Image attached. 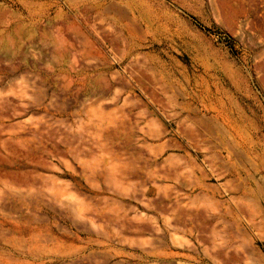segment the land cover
I'll return each instance as SVG.
<instances>
[{"label":"rangeland","instance_id":"374dc122","mask_svg":"<svg viewBox=\"0 0 264 264\" xmlns=\"http://www.w3.org/2000/svg\"><path fill=\"white\" fill-rule=\"evenodd\" d=\"M198 199L264 264V0H0V264H188Z\"/></svg>","mask_w":264,"mask_h":264},{"label":"crops","instance_id":"0c3cea01","mask_svg":"<svg viewBox=\"0 0 264 264\" xmlns=\"http://www.w3.org/2000/svg\"><path fill=\"white\" fill-rule=\"evenodd\" d=\"M188 202H211L210 212L206 211L205 216L200 222L196 224L181 225L182 233L179 234L180 249L183 258H187L188 264H193V260H196V244L197 235L206 236L202 241L204 242V251L208 253L214 260L222 261L226 259L227 247L224 246L227 242L238 239V234L243 233L241 224L238 220L239 213L245 211L244 202H233L240 203L241 205L229 206L230 203L227 199H201V200H189ZM255 208L257 214L261 213L260 202H251ZM229 235L236 236L230 238ZM244 239V238H243ZM242 239V240H243Z\"/></svg>","mask_w":264,"mask_h":264},{"label":"bare ground","instance_id":"6f19581e","mask_svg":"<svg viewBox=\"0 0 264 264\" xmlns=\"http://www.w3.org/2000/svg\"><path fill=\"white\" fill-rule=\"evenodd\" d=\"M79 2V1H78ZM78 6V5H77ZM88 124V123H87ZM102 125V124H101ZM94 127V126H93ZM98 127V126H97ZM103 127V126H102ZM88 129V128H87ZM100 130V129H99ZM91 131V130H90ZM95 132V131H94ZM97 134V133H96ZM74 148V147H73ZM72 151V150H71ZM79 153H81V152H79ZM75 154V153H74ZM83 154V153H82ZM87 154V153H86ZM88 155V154H87ZM74 156V155H73ZM76 156H78V155H76ZM76 156H75V158H76ZM94 169V168H93ZM90 170V169H89ZM96 171V170H95ZM250 218V217H249ZM251 222H252V220H251ZM255 224V223H254ZM249 225V224H248ZM252 226V225H251ZM253 227V226H252ZM150 254V253H149Z\"/></svg>","mask_w":264,"mask_h":264}]
</instances>
